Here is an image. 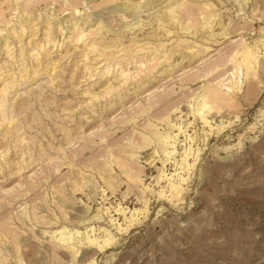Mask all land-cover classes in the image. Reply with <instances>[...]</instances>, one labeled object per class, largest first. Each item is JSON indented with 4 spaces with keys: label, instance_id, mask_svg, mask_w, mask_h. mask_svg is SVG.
Wrapping results in <instances>:
<instances>
[{
    "label": "rangeland",
    "instance_id": "obj_1",
    "mask_svg": "<svg viewBox=\"0 0 264 264\" xmlns=\"http://www.w3.org/2000/svg\"><path fill=\"white\" fill-rule=\"evenodd\" d=\"M0 264H264V0H0Z\"/></svg>",
    "mask_w": 264,
    "mask_h": 264
},
{
    "label": "bare ground",
    "instance_id": "obj_2",
    "mask_svg": "<svg viewBox=\"0 0 264 264\" xmlns=\"http://www.w3.org/2000/svg\"><path fill=\"white\" fill-rule=\"evenodd\" d=\"M187 28V27H186ZM186 28H184V29H186ZM248 52V51H247ZM248 55H249V53H248ZM250 56V55H249ZM249 58V57H248Z\"/></svg>",
    "mask_w": 264,
    "mask_h": 264
}]
</instances>
